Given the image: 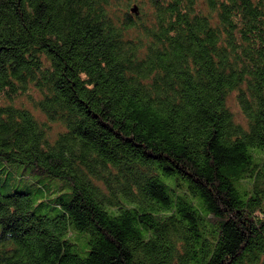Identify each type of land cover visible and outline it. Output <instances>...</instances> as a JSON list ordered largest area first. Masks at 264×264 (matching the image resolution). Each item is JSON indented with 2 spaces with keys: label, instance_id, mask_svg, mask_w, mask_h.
I'll use <instances>...</instances> for the list:
<instances>
[{
  "label": "trees",
  "instance_id": "16d2710c",
  "mask_svg": "<svg viewBox=\"0 0 264 264\" xmlns=\"http://www.w3.org/2000/svg\"><path fill=\"white\" fill-rule=\"evenodd\" d=\"M6 164L0 264H264V0H0Z\"/></svg>",
  "mask_w": 264,
  "mask_h": 264
},
{
  "label": "rangeland",
  "instance_id": "374dc122",
  "mask_svg": "<svg viewBox=\"0 0 264 264\" xmlns=\"http://www.w3.org/2000/svg\"><path fill=\"white\" fill-rule=\"evenodd\" d=\"M134 5H137L135 3ZM23 101L26 103V99L23 98ZM229 105L230 108L235 112L237 116V120L241 122H245L239 106L234 98V95L231 96L229 100ZM30 107H32L30 105ZM33 110H35L34 107H32ZM37 115L40 117L42 120H46V116L42 113L36 112ZM52 134L55 136L57 132L64 130V128L59 125V124H54L52 126ZM2 165V164H1ZM0 182H6L9 184L8 187H2L1 189L3 192L7 193L10 192L14 189H26L27 187L30 189H35L38 185L43 186L44 195L46 197L48 196L47 192L49 191L50 188L53 190L56 189L57 186L61 184V180L52 178L50 176L44 175V174H30L29 172L25 173L24 168L21 165L17 164H6V167L2 173H0ZM58 192L49 194V196H54L57 195ZM43 195V194H42Z\"/></svg>",
  "mask_w": 264,
  "mask_h": 264
},
{
  "label": "water",
  "instance_id": "95a60500",
  "mask_svg": "<svg viewBox=\"0 0 264 264\" xmlns=\"http://www.w3.org/2000/svg\"><path fill=\"white\" fill-rule=\"evenodd\" d=\"M132 12H134V13H138V12H139V7H138V5H134V6L132 7Z\"/></svg>",
  "mask_w": 264,
  "mask_h": 264
}]
</instances>
